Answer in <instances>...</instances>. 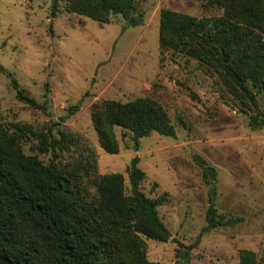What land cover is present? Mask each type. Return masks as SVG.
<instances>
[{
    "label": "rangeland",
    "instance_id": "1",
    "mask_svg": "<svg viewBox=\"0 0 264 264\" xmlns=\"http://www.w3.org/2000/svg\"><path fill=\"white\" fill-rule=\"evenodd\" d=\"M162 9L197 18L223 14L221 0H140L135 16L141 25L120 15L101 24L66 11V0L59 12L54 0H0V66L45 105L43 110L20 102L0 71L2 122L50 131L57 139L65 133L55 161L70 174L74 189L91 195L98 176L122 174L129 185L127 168L138 156L146 173L142 191L150 198L168 197L159 214L171 236L167 242L145 240L151 263L240 264L243 251L263 262L264 128L249 127L254 112L218 70L160 48ZM138 98L160 102L176 135L153 133L136 151L131 136L118 128L119 153L105 152L92 124L93 105ZM257 103L264 112L263 95ZM37 145L30 136L24 153L50 165L52 153H40ZM197 157L216 171L212 184ZM214 190L217 214L243 221L203 233Z\"/></svg>",
    "mask_w": 264,
    "mask_h": 264
},
{
    "label": "trees",
    "instance_id": "2",
    "mask_svg": "<svg viewBox=\"0 0 264 264\" xmlns=\"http://www.w3.org/2000/svg\"><path fill=\"white\" fill-rule=\"evenodd\" d=\"M61 1L54 0L56 12ZM139 4L140 0H66V11L101 24L120 15L138 26L142 24L135 16ZM221 6V16L202 18L162 9L160 48L218 70L254 112L249 127L260 130L264 112L258 108L257 96H264V0H221ZM0 71L10 78L20 102L45 110L12 74L1 66ZM91 117L98 143L109 154L120 151L118 128L124 137L131 136L136 151L141 139L153 133L176 135L167 110L151 98L101 101L93 105ZM30 136L38 141L37 151L52 153L50 165L24 153L23 143ZM60 136L38 133L20 123L8 128L0 113V264H158L148 261L145 240H169L171 234L159 214L168 197L150 198L142 191L146 173L139 167L140 158L135 156L127 168L129 185L122 174L98 176L93 180L96 193L91 195L74 189L70 174L57 165L59 145L67 140L65 133ZM196 163L212 184L216 171L200 157ZM82 169L89 176L88 167ZM214 195L215 190L203 233L243 221L219 216ZM240 264L264 261L243 251Z\"/></svg>",
    "mask_w": 264,
    "mask_h": 264
},
{
    "label": "water",
    "instance_id": "3",
    "mask_svg": "<svg viewBox=\"0 0 264 264\" xmlns=\"http://www.w3.org/2000/svg\"><path fill=\"white\" fill-rule=\"evenodd\" d=\"M183 259V258H182Z\"/></svg>",
    "mask_w": 264,
    "mask_h": 264
}]
</instances>
